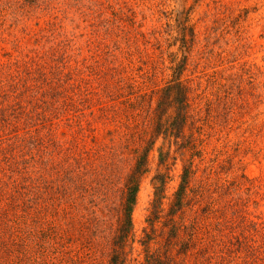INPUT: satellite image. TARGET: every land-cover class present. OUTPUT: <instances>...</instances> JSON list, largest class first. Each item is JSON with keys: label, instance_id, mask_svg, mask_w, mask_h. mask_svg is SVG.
<instances>
[{"label": "rangeland", "instance_id": "374dc122", "mask_svg": "<svg viewBox=\"0 0 264 264\" xmlns=\"http://www.w3.org/2000/svg\"><path fill=\"white\" fill-rule=\"evenodd\" d=\"M146 147L125 264H264V0H0V168L25 170L0 174V264H110Z\"/></svg>", "mask_w": 264, "mask_h": 264}, {"label": "trees", "instance_id": "16d2710c", "mask_svg": "<svg viewBox=\"0 0 264 264\" xmlns=\"http://www.w3.org/2000/svg\"><path fill=\"white\" fill-rule=\"evenodd\" d=\"M186 28V27H185ZM188 34L190 35L189 41H192V32L190 29H188ZM184 38V37H183ZM183 64L179 65L177 68H174V77L167 83L165 88H163V96L158 100L160 113L163 112V105H166V108H173V115L172 120L164 127L163 123V133L167 135H171L172 137H177L183 127V125L186 122V119L188 118V106H189V89L190 87L186 84L185 81H183L180 77V71L182 70ZM16 121L14 122L15 125L12 127V129L17 128V124H24L27 126L26 130H31V126L34 127L31 132L27 131V135L25 137H19L17 134L13 135V142L9 144V149H15L19 145H23L22 148H34L37 139L34 135H36V124L30 121H22L19 122L18 116L15 117ZM4 122V121H3ZM9 124V122H5L4 125ZM161 123L158 124L157 133L160 129ZM5 149V148H2ZM147 147L144 149V152L138 156L137 161L135 162L134 167L132 170L128 173L125 179L124 184V192H123V200L121 203V207L119 209V215L117 217V225L114 231V234L112 236L111 241V254L109 263L110 264H125V247L127 240L130 237L131 234V211L132 206L135 201V196L138 191V185L139 180L143 173L146 170V156H147ZM3 161L5 162V166L0 168V174L7 175L8 178L12 177V175L16 172H24L25 170L21 169V167L13 166L11 165L10 161L7 159V153L3 152ZM161 158V157H160ZM30 160H33L32 155L30 156ZM161 160V159H160ZM188 175L186 173V169L183 170V173L181 175V182L179 184V187L177 189L176 195L177 199L175 202V205L180 204V198L181 193H183L185 185L187 183ZM155 180H157L159 183H163L161 176H156ZM67 184V183H65ZM161 186V184H159ZM158 187H155V196L158 197V190L160 189ZM59 190L63 196V201H66L65 199H70V195H73V190L66 186L62 185L59 187ZM85 190H81V192H85ZM83 196V195H81ZM72 201V200H67ZM153 203L156 204V199H153ZM157 206V205H156ZM156 218V213L154 211V216L149 218V221L152 222ZM176 229H178V225L174 226ZM174 234L176 236V231L173 229Z\"/></svg>", "mask_w": 264, "mask_h": 264}]
</instances>
